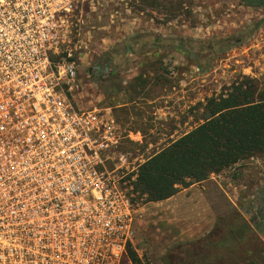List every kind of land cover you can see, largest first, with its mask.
Instances as JSON below:
<instances>
[{"label":"rangeland","instance_id":"obj_1","mask_svg":"<svg viewBox=\"0 0 264 264\" xmlns=\"http://www.w3.org/2000/svg\"><path fill=\"white\" fill-rule=\"evenodd\" d=\"M65 30L56 57L77 68L73 105L110 110L125 133L139 131L141 142L126 146L135 155L157 152L171 141L164 129L177 130L176 120L166 127L165 115H154L156 104L168 106L174 117L175 101L184 100L183 134L201 123L206 99L243 77L264 81V7L240 0H88L73 11ZM232 37L245 40L232 44ZM145 99L159 101L150 106ZM234 211L248 221L246 211L259 218L249 258L264 259V155L165 201L138 202L131 247L141 264H168L172 247L208 237Z\"/></svg>","mask_w":264,"mask_h":264},{"label":"built area","instance_id":"obj_2","mask_svg":"<svg viewBox=\"0 0 264 264\" xmlns=\"http://www.w3.org/2000/svg\"><path fill=\"white\" fill-rule=\"evenodd\" d=\"M86 1L0 0V264H132L151 154L110 110L75 108L77 68L51 59Z\"/></svg>","mask_w":264,"mask_h":264},{"label":"trees","instance_id":"obj_3","mask_svg":"<svg viewBox=\"0 0 264 264\" xmlns=\"http://www.w3.org/2000/svg\"><path fill=\"white\" fill-rule=\"evenodd\" d=\"M156 1V0H155ZM246 7H264V0H240ZM232 44L245 38L232 37ZM58 62L57 57H51ZM199 123L186 134L152 153L137 171L133 183L134 202L157 203L173 197L180 189L207 180L250 158L264 155V81L243 77L201 105ZM246 220L236 211L206 238L179 244L167 253L168 264H231L236 258L245 264H264L253 256L258 239V217L250 211ZM132 264H141L129 244ZM200 255L198 260L195 259Z\"/></svg>","mask_w":264,"mask_h":264},{"label":"crops","instance_id":"obj_4","mask_svg":"<svg viewBox=\"0 0 264 264\" xmlns=\"http://www.w3.org/2000/svg\"><path fill=\"white\" fill-rule=\"evenodd\" d=\"M183 99V98H182ZM145 101L147 102V104H150V106H152L153 104H156V102L157 101H159L158 99H155V100H149V99H145ZM146 103H145V105H147ZM175 104H176V107H177V110H175L176 111V116H174V117H169V107L168 106H164V107H162V106H158L157 104H156V106H154V115L155 116H157V114H161V115H165V117H164V119H163V122L165 123V126L166 125H170V123H171V121H174V120H176L175 121V123H176V126H177V130H172L171 131V129L169 128V129H167V128H165L164 129V131H165V135H163V136H166L167 138H169L171 141H169V143L170 142H172V141H174V140H176V139H178L180 136H182V135H184V134H186L187 132H189L191 129H193V128H191L189 131H187V132H183V134H180V123H182L183 121H184V109H185V103H184V100H182V101H180V98H178L177 99V101H175ZM119 108H128V110H129V108L131 107V105L130 104H121V105H119L118 106ZM164 109H166V112H165V110ZM127 110V109H126ZM181 114V115H180ZM171 116V115H170ZM180 117H181V122H180ZM159 118H161V117H159ZM174 118V119H173ZM155 119H158V117L157 118H155ZM154 119V120H155ZM183 129H184V127H185V122H183ZM156 125H154V127H153V129L156 131L157 129H156ZM167 127V126H166ZM154 130H149V132L150 133H152ZM136 137H138V136H142L141 135V133L139 132V131H137L135 134H134ZM176 136V137H175ZM166 145H168V143L166 144ZM165 145V146H166ZM150 146H152V145H150ZM156 146V145H155ZM164 146V147H165ZM159 151V150H158ZM154 153V152H153ZM191 187H192V185H191Z\"/></svg>","mask_w":264,"mask_h":264}]
</instances>
